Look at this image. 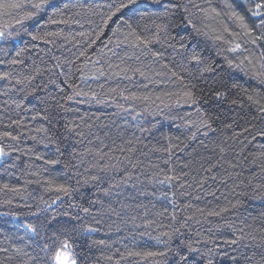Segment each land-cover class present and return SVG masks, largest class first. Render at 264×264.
I'll list each match as a JSON object with an SVG mask.
<instances>
[{"label": "snow or ice", "instance_id": "obj_1", "mask_svg": "<svg viewBox=\"0 0 264 264\" xmlns=\"http://www.w3.org/2000/svg\"><path fill=\"white\" fill-rule=\"evenodd\" d=\"M237 4L242 5L246 13L238 10ZM92 17H99V22L96 23L91 19ZM83 22H87L92 27L74 35L66 34L63 29L49 30L51 26L61 24H77L83 27ZM172 29L184 30L186 34L179 35V32L173 34ZM25 36L31 42H41L53 46H57V40L60 38L66 42L75 41L74 46L79 45L78 54L71 52V49H67V51L77 60L84 58V63L77 67L76 71L80 73V79L85 82L87 90L71 82V75H69L66 76L63 83L72 91L71 94L60 98L64 103L57 100L54 95L37 97L41 104H45V108L42 111L36 110L33 119L40 117L47 120L53 130L58 124V112L73 110L65 106L67 102L75 101L81 104L95 102L101 105L108 102L104 98L105 96H110L111 103L123 113L136 112L135 105L138 103L144 104L143 112L148 115L160 114L163 109L171 110L181 105L196 106V120H184L183 117H180L183 120L185 130H189L191 133L187 137L188 141H196L197 136L201 134V129L204 130L202 133L204 136L217 131L213 126L214 117L202 108V105L208 104L209 101L214 100L215 106L218 107L221 102L227 101L229 105H237L238 103L243 104L246 100L250 106L256 108L260 118H264V0H219V6L214 5L213 0H202L201 3H197V0H107L105 4L95 6L79 4L78 0L77 2L74 0H0V42L20 41ZM77 36L81 39L77 40ZM102 37H107L104 48H107L108 52L119 60V63H111L110 57L104 53L103 49H100L101 59L103 64L107 66V72L103 65L96 67L101 63L100 60H90L89 58V49L101 41ZM198 37L211 40L212 47L215 49V56L219 57L220 60L204 55V50L200 48V42L197 40ZM154 44L166 45L173 50L174 56L180 57L179 63H162L160 65L161 71L152 73L157 77H167L168 81L178 82L177 90L157 94L139 93L129 91L128 88L114 87L109 88L107 93H98L92 89L90 84H87L89 79L99 80L101 77L111 79L113 76L131 81L132 76L128 75L129 72L133 75L138 74L148 80L149 83H153L147 74L148 71L152 70L149 65L141 62V56L150 55L153 63L157 60H163L164 53L154 50L152 47ZM109 45L112 47L109 48ZM13 46L15 47V45ZM31 47L36 48L37 44L32 43ZM59 47H63V45H59ZM124 47L132 49V54L125 52L124 56H120L119 52L115 51V49L123 50ZM258 47L261 50L257 55L255 49ZM29 50L28 47H21L15 52V56L19 57ZM136 50H139V55L136 54ZM0 55H10L8 48L0 47ZM53 59L57 61L54 67L59 68L61 66L60 57L54 56ZM132 60L140 62L141 66L131 67L127 62ZM63 62L69 66L75 63L74 60ZM4 63L17 65L23 61L15 57L8 61L0 59V64ZM89 63L92 64L93 68L91 75L85 71ZM36 71L39 72L40 69L37 67ZM237 73L256 81L257 86L251 88L245 86L244 83L240 82ZM34 79L33 75L14 76L11 72H0V80L9 82L14 80L15 84L23 86L19 90L25 93V100L35 95L41 87L40 85L34 88L30 87ZM201 81L207 85V90L198 87ZM48 83L56 85L60 92H64V88L57 84L56 80L49 79ZM155 83H166V81H155ZM43 87L46 88L47 84ZM98 87L103 90L104 85L101 84ZM143 88L147 89L148 84H144ZM233 94H238L243 99L229 100L228 97ZM0 95H7V92L0 93ZM49 100L53 101L54 105L48 103ZM156 101H160V104H156ZM12 103L15 104L16 108H20L24 100L12 101ZM53 108L54 110L50 111ZM141 115L142 113L136 112L132 116L131 124L127 120L124 121L125 126L134 128L141 133L149 132L151 128H155V124H152L150 128L144 127L146 122L137 119ZM187 115L190 116L191 114ZM256 118L253 117V119ZM97 119L99 118L97 117ZM20 123V120H12L7 127H11L13 124L19 126ZM113 125L120 129V135L123 136L124 132L121 126L115 121H113ZM111 126L101 124L100 128ZM84 127L96 139H100L101 147H88L83 152H77L73 148L71 157L78 160V165H72L69 160L65 162V167L86 165L85 173L94 170L95 174L89 175L84 183L88 184L89 181H92L97 188V193H103L108 201L100 198L90 199L88 207L80 204H69V208L79 210L75 214L65 211L49 215V209H52V205L61 199L58 195L51 204L42 201L46 207L41 208L37 205L35 211L31 210L32 205L23 204L18 205V207L28 208L27 213H20L11 209L0 212V217L12 218L10 224L6 220L0 222V235H3L7 242L6 245L0 244V264H100V259H104L108 264H264V226L256 229L252 225H246L245 227L249 230L245 231L244 228H236L229 221H225L223 226L217 225L218 232L221 227L231 229L232 238L223 240V244L228 246L227 249L221 244H216L211 235L200 239L201 233L197 232L195 235L198 238L194 240L185 237L184 232H182V229L188 228V221L193 220L194 216L186 215L183 220H179L177 215L179 209L175 199L169 200L173 212L169 214L171 222L166 226L167 231H161L156 236H151V233L148 232L140 233V235H149L157 245L162 247H156L154 250H136L125 244L123 251L116 249L118 259L114 260L113 255H104L103 253L101 257L94 259L92 253L94 247L104 246L112 249L113 243H115L91 239L92 234L100 230L98 226L104 223L105 216L111 218L115 215L122 222L127 223L124 216L130 205L121 200L122 186L138 189V186L143 184V181L140 180L143 172H135L142 162L133 158V154L137 150L134 143L139 144L142 141L140 137L133 135L132 139L124 141L128 147L120 146L104 151L106 145L103 139L92 132L94 126L86 124ZM231 127V123L224 124V128ZM64 128L67 133L77 137L84 138L86 136L80 125L66 123ZM193 128L195 131H191ZM37 131L48 132L49 130L41 126ZM244 131L247 132L249 129L245 128ZM257 134L264 137V131ZM57 135L53 131L51 135L46 137V140L48 143L56 145V152L61 153V141ZM108 135L107 132L104 133L105 137ZM67 138V136L64 137V139ZM5 139L18 141L20 137L13 135L10 131L0 132V140ZM32 139L35 140L36 137H32ZM77 142H82V140ZM88 143L92 144V140H89ZM181 143L183 147H180L179 150L184 151L188 144L183 141ZM203 146L207 147V145ZM173 147H178V145H172L167 149L154 148L153 151H166L171 156ZM217 147H219L221 154L225 152L224 147L220 145ZM260 147L264 149V145H260ZM9 148L11 152L23 151L11 145ZM116 151H119L121 155H112ZM27 152L31 153L32 149H27ZM9 155L10 152L5 151L4 147L0 146V157ZM85 156H91L92 159L86 161ZM260 158L261 163H257L256 166L261 173H264V151L260 153ZM36 159H44V157L37 155ZM256 160L257 158L253 156V163H256ZM44 163L55 165L60 163V160L59 158L45 159ZM163 163L168 165L169 160H165ZM192 163L195 161H189V163L184 164V167L188 168ZM14 166L13 164L8 167ZM200 167L203 168V164ZM233 167L235 166L233 165ZM151 168L153 171L148 176L150 184L164 185L167 183L171 187L172 181H179L188 175L186 172L177 174L171 167L168 168V172H164L162 168L156 170L157 165H151ZM215 168L216 164H210L203 171L210 173ZM114 172H123V175L117 180L112 175ZM32 175L37 176L39 173L33 172ZM161 175H163V179H160ZM105 177L108 178L107 187H100L99 185L105 182ZM212 178L215 179L214 176ZM28 183H33V181H28ZM35 183H40V181L37 180ZM45 183L51 185L52 181L45 180ZM204 183L205 180L201 179L197 187L202 188ZM221 183L224 181L222 180ZM248 184L251 186V198L264 203V183L252 185V181L249 180ZM185 186L191 187L190 184H180L181 189ZM4 191L16 195L20 194L19 188L12 187L7 183L0 185V192ZM55 191L68 195L72 190L64 184H58L55 186ZM138 194L143 196L146 192L138 190ZM208 194L214 195V193ZM163 195L167 196L166 193ZM175 195V193L172 194L173 197ZM180 195L184 196L187 193L182 191ZM129 199H135V197H129ZM12 204L13 201L10 198L0 201V205ZM240 204L241 201L237 200L235 203L229 202L228 206L221 207L219 211L215 209L205 211L201 208H197L196 211L207 220L208 217H221L222 214L238 208ZM95 205H99V207L93 212L92 208ZM136 207H143L145 216H147L149 211L147 206L137 204ZM182 207L186 210L192 205L184 204ZM118 208L120 211L117 210ZM152 208L154 209L155 205H152ZM81 212L84 214L83 216L80 215ZM167 212L168 209L165 208L163 211L156 212L155 216L163 217ZM260 215L262 224H264V212H261ZM58 216H63L66 219L57 220ZM28 217L33 219L29 220ZM89 217H91V222H88ZM130 219L134 227L139 228L141 226L135 224L136 216H131ZM196 222L199 223V220ZM3 224H8L9 227L6 229ZM152 224L163 227L156 220H145L143 226L147 229ZM9 229H14V231H9ZM20 230H23V235H17ZM117 230L119 231V229ZM209 233H212V229H209ZM14 240L23 243H14ZM210 241L214 247H208ZM250 246L254 249L250 253L241 250L248 249Z\"/></svg>", "mask_w": 264, "mask_h": 264}, {"label": "trees", "instance_id": "obj_2", "mask_svg": "<svg viewBox=\"0 0 264 264\" xmlns=\"http://www.w3.org/2000/svg\"><path fill=\"white\" fill-rule=\"evenodd\" d=\"M77 2V0H74ZM107 0H78L79 4L85 6H95L105 4ZM202 0H197V3H201ZM213 4L219 6V0H213ZM238 10L245 12V8L237 4ZM96 23L99 22V17H92ZM251 23V20L249 21ZM207 23V21H206ZM231 26V25H230ZM92 26L87 22H83V27L77 24L71 25H53L49 30L56 31L63 29L66 34L74 35L77 32L87 31ZM235 30V29H234ZM173 34L179 32V35H185V31L181 29H172ZM77 40L81 39L76 37ZM197 40L200 42V48L204 50L205 56H212L214 59L220 60L219 57L215 56V49L212 47V42L204 37H198ZM28 43H25V42ZM107 42V37H102L101 41H98L92 49H89L90 60H100L101 63L96 67L103 65L107 72V66L103 64L101 59L100 49L104 50V53L110 57V62L113 64L119 63L117 57L111 55L107 48H104V44ZM36 43L37 47L32 48L31 44ZM75 41L66 42L62 38L57 40V46L43 44L41 42H31L28 37H23L20 41H13L11 43L0 42V47H6L9 50L10 55H0V59L8 61L12 58L22 60L23 63L17 65H11L8 63L0 64V72H11L14 76H26L33 75L35 79L31 82L30 87L34 88L37 85L41 87L37 90V93L33 96L24 99L25 93L19 89L22 85L15 84V81L0 80V93L7 92V95H0V132L10 131L13 135L20 137L18 141L11 140H0V146L4 147L5 151H9L10 155L1 158L0 161V185L5 183L12 187L19 188L20 194L16 195L12 192H0V201L6 199H12V205H0V212H5L11 209L12 211L27 213L29 211L26 207H18V205L29 204L32 205V211H35L37 205L41 208L46 207L42 201L51 204L53 200L59 195L60 200L56 204L52 205V209H49L48 214L53 215L55 213H63L65 211L75 214L79 210L76 208H69V204H80L84 207H88V201L90 199L100 198L108 201V198L103 196V193H97V188L92 181L88 184L84 183L85 179H88L89 175L95 174L94 170L90 173H85L84 168L86 165L79 167H65L66 161H71L72 165H78L77 159H72L71 152L75 148L77 152H83L85 148H99L101 147L100 139H96L88 129L84 127L86 124H92L94 127L92 132L103 139L104 151H108L109 148H118L120 146L128 147L124 144V141L132 139L133 135L140 137L141 143L135 144L134 147L137 149L133 154L134 159H139L142 163L139 168L135 170L136 173L143 172L140 176V180L143 181L142 186L136 188L122 186L123 193L121 200L124 203L130 205L126 210L124 219L127 223L118 219L115 215L109 218L105 216L104 223L99 227V231L92 234L91 239L94 240H105L108 243H113L112 249L104 246H96L92 249L93 258L101 257L104 255H113L114 260L118 259V253L116 249L120 251L124 250V245L127 244L130 248L136 250H154L156 247H162L157 245L149 235H140V233H151V236H156L161 231H167V225L171 222L169 214L173 212V207L169 203L170 199H175V203L179 209L177 212L178 219L183 220L184 216L192 215L193 220L188 221V228L182 229L185 237L197 239L196 233H201L200 239L206 236H212L216 244H221L227 249V245L223 244L224 239L232 238L231 229L221 227L218 232L216 229L217 225L223 226L225 221L231 222L236 228H244L245 231L249 229L246 225H252L253 228L259 229L262 224L261 212H264V203L260 200L252 199L251 186H249V180L252 181V185L264 183V173H261L260 169L256 166L257 163H261L260 153L264 151L260 145H264V137L259 136L257 133L264 131V118H260V114L256 111L254 106H250L246 100L243 104L238 103L237 105H229L227 101L221 102L218 107L215 106L216 102L209 101L208 104H203L202 108L208 111L214 117L213 126L217 129L215 133H209L207 136L201 134L197 136L196 141H188L187 137L191 134L189 130H185L183 127L184 120L197 119V113L195 111L196 106L181 105L180 107L169 109H163L160 114L148 115L143 112L144 104L138 103L135 105L136 112L142 113L141 116L137 117L138 120L145 121L144 127L150 128L152 124H155V128H151V131L141 133L138 130L127 127L124 121L127 120L129 124L132 123V116L136 112L123 113L120 112L112 103L111 97L105 96L104 98L108 101L106 104L98 105L95 102L92 103H76L75 101H69L65 104L67 108L73 109L72 111L63 112L60 111L57 114L58 124L55 130L51 128V125L47 120L41 119L40 117H33L36 114V110H43L45 104H41L37 97H46L48 95H54L57 100L64 103L60 98L65 95L71 94V89L63 83L66 76L71 75V82L75 83L78 87L87 90L85 82L80 79V73L76 71V68L84 63V58L75 59V57L67 51L71 49V52H77L79 45L74 46ZM15 45V47L13 46ZM63 45V47H59ZM21 47H28L30 50L22 53L19 57L15 56V52ZM109 48L112 45L108 46ZM154 50H159L164 53L163 60H157L153 63L152 57L141 56V62L145 65H149L152 71H148L147 74L151 77L153 83H149L148 80L140 77L138 74L133 75L131 72L128 73L132 76V80H126L121 77L113 76L111 79L101 77L99 80L87 81L92 89L98 93H107L109 88H128L129 91H135L139 93L150 92V93H161L164 91H175L177 90L178 82L168 81L167 77H157L152 73L155 71H161L160 65L162 63H179L180 57L174 56L173 50L168 48L166 45L154 44L152 45ZM260 48H256L257 55L260 52ZM119 52L120 56H124L125 52L132 54L133 50L124 47L123 50L115 49ZM78 54V52H77ZM136 54L139 55V50H136ZM54 56L60 57L61 66L59 68L54 67L57 63L53 59ZM65 60H74L75 63L69 66L64 63ZM131 67H140L141 63L135 60L127 62ZM221 63L223 61L221 60ZM37 67L40 69L36 71ZM123 67V65H122ZM226 68V65H225ZM85 71L91 75L93 68L92 64L89 63ZM147 71V70H146ZM166 71V70H164ZM63 73V74H62ZM237 77L241 83L251 88L256 87V81L250 80L244 77L243 74L237 73ZM49 79L57 81L64 92H60L56 85L49 84ZM166 81V83H155V81ZM47 84V87H43ZM104 85L101 90L98 85ZM144 84H148V88H143ZM198 87H203L207 90V85L201 81ZM83 99V98H76ZM231 99H243L238 94H233L228 97ZM24 103L20 108H16L12 101H21ZM123 102V101H122ZM48 103L53 104L54 102L49 100ZM156 104H160V101H156ZM161 107H163L161 105ZM50 109V111H53ZM116 113H119L118 115ZM191 114L190 116L187 114ZM97 117L99 119H97ZM167 117V118H166ZM253 117H257L253 119ZM12 120H20V125H7L11 124ZM113 121L121 126L124 135H120V129H117L113 125ZM234 121V123H233ZM66 123L73 125H80L81 130L85 131L86 136L80 138L74 134L67 133L64 128ZM232 124L231 128H224V124ZM112 125L111 127L100 128V125ZM254 125V127H252ZM41 126L47 128L48 132L37 131ZM248 128L249 131L245 132L244 129ZM55 131L58 135L57 138L61 141L60 148L61 153L56 152V145L48 143L46 137L51 135ZM195 131V129H191ZM107 132L109 135L104 136ZM67 136V139L64 137ZM32 137H36L35 140ZM179 138V139H177ZM82 140V142H77ZM92 140V144L88 141ZM43 141V143H41ZM115 141V143H113ZM188 144V147L184 151H180L179 148L183 147V144ZM202 142V143H201ZM9 145L14 148L21 149L20 152H11ZM47 145V146H46ZM172 145H178L173 147L171 156L166 151H153V149H167ZM203 145H207L204 147ZM220 145L225 148L223 154L220 153ZM27 149H32L31 153L27 152ZM37 155H42L44 159H36ZM114 156H119L121 153L116 151L112 153ZM253 156L257 158L256 163H253ZM59 158L60 163L52 165L45 164V159H56ZM91 156H85L86 161H90ZM169 160V164L166 165L163 161ZM189 161H195L190 164L188 168L184 167V164ZM15 165L14 167H8L9 165ZM203 164V168L200 165ZM210 164H216V168L212 172L206 173L203 171L204 168H208ZM151 165H157L159 169H164V172H168V168L171 167L175 172L181 173L186 172L188 175L182 177L179 181H172V186L166 183L150 184L148 182V176L153 169ZM233 165L235 167H233ZM7 169V171H5ZM33 172H38L39 175L33 176ZM79 173V175H77ZM115 179L119 180L123 175V172H114L112 174ZM215 177L213 179L212 177ZM160 179H163L161 175ZM201 179L205 180L202 188L197 187V184ZM39 180L40 183H35ZM45 180H51L52 184L45 183ZM224 183H221V181ZM33 181V183H28ZM79 181V183H78ZM58 184H64L71 188V192L68 195L58 193L55 191V186ZM108 178L105 177V182L101 183L100 187H107ZM180 184H190L191 187L185 186L183 189L180 188ZM139 191H145L146 194L141 196L138 194ZM186 192L187 195L181 196V192ZM96 193V195H94ZM164 193L167 196L163 195ZM175 193V197L172 194ZM208 193H214L209 195ZM247 193V195H244ZM129 197H135V199H129ZM199 197V198H197ZM237 200L241 201L238 208L232 210L229 213L222 214L221 217H208L204 219L196 211L197 208L204 209L205 211L215 209L219 211L221 207L229 205V202L235 203ZM137 204L147 206L148 214L145 216V209L143 207L137 208ZM184 204H191L192 207L189 209H183ZM155 205V208H152ZM99 205H95L92 211ZM165 208L168 212L165 216H155L156 212L163 211ZM54 210V211H53ZM120 211V209H117ZM81 216L84 214L81 212ZM136 216L137 219L135 224L141 225L139 228L134 227L130 217ZM32 220V217H28ZM66 219L63 216H58L57 220ZM8 221L12 223L11 217H0V222ZM145 220H156L158 224L163 227H157V224H152L150 228H145ZM199 220V223L196 221ZM88 222H91V217L88 218ZM111 225V228H109ZM179 226L178 224L176 225ZM6 229L9 227L8 224H3ZM119 229V231L117 230ZM209 229H212V233H209ZM14 231V229H9ZM17 235H23V230H20ZM14 243H23L19 240H14ZM4 236L0 235V244H5ZM203 247V245H201ZM208 247H214V244L210 241ZM242 251L251 252L254 250L251 246L248 249H241ZM100 264H108L104 259H100Z\"/></svg>", "mask_w": 264, "mask_h": 264}, {"label": "water", "instance_id": "obj_3", "mask_svg": "<svg viewBox=\"0 0 264 264\" xmlns=\"http://www.w3.org/2000/svg\"><path fill=\"white\" fill-rule=\"evenodd\" d=\"M1 158H2V157H0V161H1Z\"/></svg>", "mask_w": 264, "mask_h": 264}]
</instances>
